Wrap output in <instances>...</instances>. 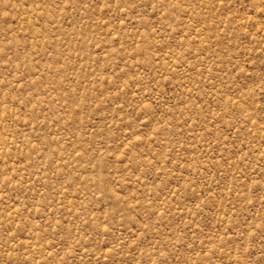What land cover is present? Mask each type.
Here are the masks:
<instances>
[{
    "label": "rangeland",
    "instance_id": "374dc122",
    "mask_svg": "<svg viewBox=\"0 0 264 264\" xmlns=\"http://www.w3.org/2000/svg\"><path fill=\"white\" fill-rule=\"evenodd\" d=\"M0 264H264V0H0Z\"/></svg>",
    "mask_w": 264,
    "mask_h": 264
}]
</instances>
